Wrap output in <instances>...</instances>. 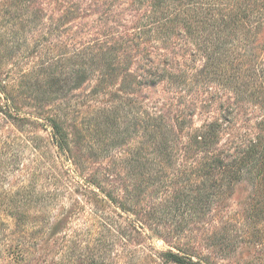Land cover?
Wrapping results in <instances>:
<instances>
[{
  "label": "rangeland",
  "instance_id": "obj_1",
  "mask_svg": "<svg viewBox=\"0 0 264 264\" xmlns=\"http://www.w3.org/2000/svg\"><path fill=\"white\" fill-rule=\"evenodd\" d=\"M170 3L154 10L151 0H0V194L30 186L37 198H53L55 215L73 210L20 257L8 242L0 264H50L62 252L56 238L94 230L95 201L80 180L113 200L98 209L124 238L100 230L88 244L106 248L107 264H174L163 258L168 251L206 264H264V185L236 182L231 162L264 114L256 104L264 98L247 97L254 63L264 76V28L256 37L243 31L241 42L226 32L230 44L206 66L207 51L181 26L155 29ZM150 64L185 78L146 84ZM50 119L67 133L63 154ZM213 123L220 140L208 153L192 140ZM221 151L225 165L208 176ZM7 213L0 220L10 235Z\"/></svg>",
  "mask_w": 264,
  "mask_h": 264
},
{
  "label": "trees",
  "instance_id": "obj_2",
  "mask_svg": "<svg viewBox=\"0 0 264 264\" xmlns=\"http://www.w3.org/2000/svg\"><path fill=\"white\" fill-rule=\"evenodd\" d=\"M167 3H170L169 7L171 10L167 11L168 16L163 19V22H154L155 29L161 32L176 33L180 31L178 29L181 26V31L184 35L199 41L202 44L199 47L207 51L205 53L208 61L206 66H208L207 63L218 62V56L222 54L220 52L223 51L227 44H230L228 41L229 35L226 32L233 31L236 33L234 34V39L241 42L239 39L243 35L241 34L243 31L247 30L248 32L252 29L251 31L256 37L260 34L259 31L264 28V0H151V7L156 10L163 8ZM173 3H176V5H172ZM229 5L230 10H228ZM245 23L248 24L245 25ZM148 28L140 33V39H144L149 34L151 30ZM208 46L213 47V49ZM254 56L252 53V57ZM258 65L254 63L250 74L254 89H251L249 94L245 90L237 89L238 94H247V97L250 98H264V87L261 83L264 81V76H261V70H259ZM149 67L144 71L146 76L142 75L146 84L154 85L164 79L181 83L185 78L183 73L174 75L169 70L161 69L155 65L153 66V64H150ZM218 70L221 71L222 69ZM256 104L261 107L264 113V100H260ZM47 121H49L51 127L50 137L52 145L56 148L57 154H63L68 149L67 133L57 120L50 119ZM220 130V124H218V128H216L214 123L210 124L194 135L192 141L195 146L208 153L215 152L214 146L217 143L219 144ZM255 131V133L252 132V134L247 135L245 140L240 141V145L235 150V156L231 162L235 166L233 177L236 182L248 181L257 183V186L260 187L264 185V114L255 124ZM211 149L212 151H210ZM210 158L211 170L205 171L208 176L212 175L213 171L218 170V165H225L222 151L218 155H212ZM229 159L227 158L226 161H230ZM2 178L3 173L0 172V182H2ZM75 183L86 192L85 194L93 197L95 201L93 206L95 218L93 220H95L96 226L94 230L86 228L81 233L71 230L69 234L63 233L59 239L56 238L54 245L57 248L61 247L62 252L59 259L52 261L50 264H107L110 255H108L106 248L99 247L95 251H90L88 244L95 236L100 235V230L111 234L113 238L123 237V233L121 234L117 230L116 225L109 222L105 212L102 209H98V205L101 206L102 203L113 204V200L98 191L99 188L92 189L91 186L94 187L92 182L80 180ZM20 188L23 191L22 193L0 194V211L8 210L9 213L5 216L14 221L11 234L6 235L3 234L4 228L2 226L4 222L0 220V253L2 249L5 250L4 248L7 249L5 250L7 253L12 251L10 250L11 247L7 245L9 242L13 243L14 247L18 249L16 254L19 257L28 243L37 245L39 242L44 241L50 230L52 232L49 235L53 236L63 225V220L71 218V212L73 211L67 210L64 213L55 215L51 206L53 198H47L46 196L43 199L37 198V196L31 194L30 186H21ZM31 209H36V212L29 215ZM29 219L31 220L30 222ZM53 220H57L55 225L53 223L49 225L48 223ZM33 226L38 227L37 231L29 232L30 227ZM9 236H14V238L10 239L8 238ZM110 242L112 244L113 240ZM109 246L108 244L106 245V247ZM163 258L174 264H206L201 258H194L192 254H180V252H165ZM24 264L32 263L26 261ZM39 264L47 263L42 260Z\"/></svg>",
  "mask_w": 264,
  "mask_h": 264
}]
</instances>
